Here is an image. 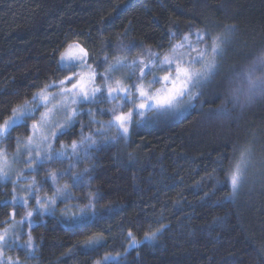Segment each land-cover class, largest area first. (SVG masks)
<instances>
[{
	"label": "trees",
	"instance_id": "1",
	"mask_svg": "<svg viewBox=\"0 0 264 264\" xmlns=\"http://www.w3.org/2000/svg\"><path fill=\"white\" fill-rule=\"evenodd\" d=\"M197 30L225 40L203 94L179 116L152 112L126 136L101 126L115 101L81 105L54 144L70 148L91 136L94 147L31 172L38 196L58 187L71 198L48 212L30 198L32 248L9 247L4 264L9 257L18 264H264V97L243 100L245 73L264 54V0H0V124L70 74L60 67L69 44L83 47L100 74L121 59L168 53ZM33 121L12 129L0 151L15 153ZM245 148L243 182L233 194L228 173ZM16 195L15 182H0V230L26 217ZM89 204L81 220L62 214ZM129 232L143 243L130 247ZM89 238L99 243L85 249ZM112 255L121 258L105 261Z\"/></svg>",
	"mask_w": 264,
	"mask_h": 264
},
{
	"label": "snow or ice",
	"instance_id": "2",
	"mask_svg": "<svg viewBox=\"0 0 264 264\" xmlns=\"http://www.w3.org/2000/svg\"><path fill=\"white\" fill-rule=\"evenodd\" d=\"M192 35L196 38L195 43L191 40ZM200 45H203V47H200ZM224 45L225 40L221 36H211L206 31L197 30L195 33L184 34L179 43L171 45L169 53L160 55L159 53L150 52L147 61L140 59L137 63V60H133L131 66L139 67V74L136 76L135 81L129 83L125 79H113L112 73L121 67L129 66L123 61H117L116 64L109 65L104 73L99 74L104 83L101 86H97L95 81L98 73L87 65V51L77 43L69 44L66 52L61 54L60 67L62 70H69L70 74L58 82L54 81L52 84H46L38 94L34 95L32 103L35 104V107L29 108L26 102L25 105L14 108L12 110L13 116L5 120L3 124H0V138L6 137L18 124L31 118L40 107H47L52 100L56 99L55 94H48L53 87L59 88V94L63 98L62 106L66 111L67 123L58 125V130L46 133L44 131L46 114L41 113V120L31 126L32 135L27 138L28 151L29 153L33 151L30 146L33 144V137L37 133L40 134L39 142L47 145V151L41 156L37 148L35 158L30 156L28 161L30 164L37 161L43 163L45 160L59 161L64 158L63 152H57L52 149L51 141L63 135L65 128L72 126L73 120L78 113L76 108L70 107L71 105H79L85 102L100 103L103 99H107L109 102L120 101L118 105L108 109L112 117L108 124L127 135L133 118L143 117L146 109L179 111V106L185 98H187L189 104L197 100L203 94L201 91L203 85L216 75L219 60L225 51ZM185 49L186 51L181 53V50ZM192 53H195V55H192ZM257 65L264 68V54L257 57L253 68L245 73L247 88L243 95L246 103H250L257 96L264 97V75L255 76L254 74ZM74 69H80V71H75ZM156 71L163 72V75H156ZM149 75L152 76L151 80L147 79ZM156 84H159L160 87L154 88ZM236 98L237 100L240 99L239 96ZM127 106H130V110L124 112L122 109ZM227 114L226 110H222L219 113V115ZM89 115H92L91 109H89ZM85 139L90 140L91 136ZM79 143L83 144L84 139ZM92 143L94 144L95 141L92 140ZM71 147L75 152L79 144L73 141ZM249 154L247 148L243 149L240 153V160L229 170L228 181L233 194L241 187L244 176L243 166L246 164ZM7 166L6 156L3 152H0V180L9 179L6 171ZM49 176L55 182L57 174L50 173ZM79 180V177H73L74 183H79ZM32 187L31 185L29 186V196L33 195ZM65 188H67V185H65ZM57 195H62L65 199L71 198L70 193L62 192L59 188L53 193V197ZM36 202L41 208L46 210L49 203H55V199L45 197L42 201L37 198ZM22 203L26 204L27 201L22 199ZM93 207L92 204L86 205L81 210V214L86 215ZM32 215L33 212L28 211L26 218H31ZM30 226L31 221L29 219ZM7 234V229L4 232H0V257L3 256L7 245ZM155 235L156 233H146L144 239L151 241L155 238ZM128 238L130 247L139 246L143 243V241H137L131 232L128 233ZM86 243L98 244L99 240L89 238ZM26 247L32 248L30 234ZM105 260H109V257L106 256ZM0 264H4V261L0 260ZM7 264H18V261L9 257Z\"/></svg>",
	"mask_w": 264,
	"mask_h": 264
},
{
	"label": "rangeland",
	"instance_id": "3",
	"mask_svg": "<svg viewBox=\"0 0 264 264\" xmlns=\"http://www.w3.org/2000/svg\"><path fill=\"white\" fill-rule=\"evenodd\" d=\"M195 39H196L195 36L192 35L191 40L193 43H195ZM200 47H203V45H200ZM66 50L64 51V53L66 52ZM184 51H186V49L181 50V53ZM192 55H195V53H192ZM148 58H149V55L146 57H138L135 60H137V63H138L140 59H144L145 61H147ZM86 60H87V65L91 66V68L95 70L93 65L90 63L89 55L87 56ZM119 61H123L126 65H129V66L128 67H121L117 71L112 73L113 79H125L129 83H131L132 81H135L136 76L139 74V67L138 66L137 67L131 66L133 60L130 61L127 59H121ZM75 71H80V69H75ZM155 74L156 75H163V72L156 71ZM98 77H99V74L97 75L95 84L97 86H101V85H103L104 81L102 80V82H98ZM147 79L151 80L152 76L149 75L147 77ZM232 81H231V84H232ZM235 83H236V81H235ZM68 86L70 87V85H68ZM159 87H160L159 84L154 85V88H159ZM48 94L49 95L55 94L56 99L52 100L51 103H49L47 107H40L32 116V118L34 120L32 123V125H33L34 123L41 120V113L46 114V121H45V127H44V131L46 133H50L51 131L58 130V128H57L58 125H64L67 123L66 111H65V108L62 106V99L63 98L59 94V88L53 87L49 91ZM243 100H244V98H243ZM115 102H116V105H118L120 103V101H115ZM193 103H194V101H192L191 104H189L187 98H185L184 101L179 106V111H157V110L151 109V108L146 109L145 115L143 117H134L133 118V122H132L131 126L129 127L128 134L130 133V130H131V128L135 122L142 121L143 119H145L149 114H151L154 111L166 113V114H169L172 116H179L180 114H183L187 110H189V108L193 105ZM84 104H88V102H85V103H82L79 105H71L70 107L76 108L77 113L80 114V112H81L80 107H81V105H84ZM27 106L29 108H33V107H35V104H33L32 100H31V101L27 102ZM122 110L124 112H127L130 110V106L124 107ZM68 114H70V113H68ZM78 114L75 116L72 125L75 123L76 117L78 116ZM94 120H96V119H94ZM24 121L21 122L20 124L24 123ZM99 121H102V120H99ZM20 124H18V125H20ZM101 126H103V131L105 133H109V135H113V134L115 135L118 132L120 134L124 135L123 132L119 131L117 128L109 126L108 122L103 121ZM68 129L69 128H65L64 130H68ZM31 135H32V127H31ZM39 135L40 134L37 133L33 137V144L30 146L33 149V151L31 153H29V151H28L29 146H28L27 139L22 140L18 144V147H17L15 153H13V154H10L9 152H7L5 150L0 151V152H3L7 158V165L8 166L6 168V171L8 172V176H9V179L0 180V182H5V181L15 182L16 187H17V195H16L17 200L22 205H24L28 211H32L33 214L35 213V208L31 207L30 198H33L35 200L34 203H35L36 208L39 210H42L44 212H48V211L53 210L55 208V205H57V203L59 201L66 200L65 198H63L62 195H57L55 197H53V196H38L37 195V193L39 191V186L37 185L35 179L32 177L31 172H33L36 169V165H38L39 162L37 161L35 163L30 164L28 161L30 159V156L32 158H35L37 148L40 151L41 156H43L45 154V152L47 151V145L41 144L39 142ZM124 136H126V135H124ZM4 138L5 137L0 138V146H1V143H2ZM50 139H51V137H50ZM92 140H93V138H91L90 140L84 138V143L83 144L79 143V147L75 150V152L73 151L72 147H70V148L69 147L56 148V146L54 144L55 140L51 141V146H52L53 150H55L57 152H63L64 153V158L62 160H64V159H76L79 156L87 155V153L91 150V148L94 147L95 143L93 144ZM45 161H50V160H45ZM23 180H24V182H23ZM30 185L33 186L32 187V190H33L32 196H29V186ZM59 189H61L62 192H68L62 188H59ZM45 197H47L49 199H52V198L55 199V203L54 204L49 203L47 205L46 210L41 208L40 205H38L36 202L37 198H39L43 201V199ZM22 199L26 200L27 203L26 204L22 203ZM62 214L66 220L69 219L70 221H78V220H81L85 216V215L81 214V209L70 208V207L65 208V210ZM32 217H33V215H32ZM32 217L31 218L25 217L23 220H15L9 227L6 228L7 232H8V234H7V245L4 249L3 256L0 257V260H3V261L5 260V257H7L5 254V251L9 247H12L13 245H16V246L25 245L26 246L27 241L29 239V234H30L29 229H28L29 219L32 223ZM4 231H5V229L0 230V232H4ZM90 245L91 244L87 243L86 245H83V247L85 249H88V247H90ZM120 258H121L120 255H117V256L112 255L109 257V260H107V261H112V260L115 261V260H119Z\"/></svg>",
	"mask_w": 264,
	"mask_h": 264
}]
</instances>
